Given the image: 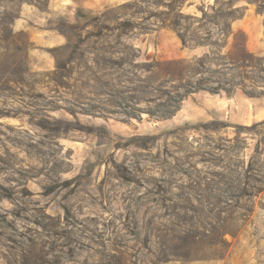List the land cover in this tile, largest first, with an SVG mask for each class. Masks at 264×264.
Here are the masks:
<instances>
[{
  "label": "rangeland",
  "instance_id": "rangeland-1",
  "mask_svg": "<svg viewBox=\"0 0 264 264\" xmlns=\"http://www.w3.org/2000/svg\"><path fill=\"white\" fill-rule=\"evenodd\" d=\"M259 187L264 0H0V264H264Z\"/></svg>",
  "mask_w": 264,
  "mask_h": 264
},
{
  "label": "trees",
  "instance_id": "trees-1",
  "mask_svg": "<svg viewBox=\"0 0 264 264\" xmlns=\"http://www.w3.org/2000/svg\"><path fill=\"white\" fill-rule=\"evenodd\" d=\"M216 16H220L221 18H228L229 20L232 21V23L238 19H240L241 17H243V15L241 16H237V15H233L231 13H229L228 15H219L217 14ZM225 16V17H224ZM208 20L210 22L213 23L212 18H208ZM215 24H219V23H215ZM6 30V29H5ZM4 30V31H5ZM224 34L227 36V38H231L234 36V38L242 32H236L234 31L232 24H228V23H224V29H222ZM7 33H5L3 36L4 41L9 42L11 44H14L16 41V37L14 36V31H10L7 28ZM179 37L183 43V45L185 47H190V48H195L197 46H209L210 48L213 46H216L215 44L213 45L212 43H207L205 39L203 40H198L195 38H189L187 33H184L183 31H180L179 33ZM244 35V33H243ZM227 46V45H226ZM238 50V49H237ZM210 54L214 55V56H220L221 58L227 59L226 61H230V65L229 64H225V63H216L215 58H211V56L209 54H206L204 57L200 58V60H198L200 63L198 64H202V65H208V64H212L215 65L217 67H224L227 70H229V66H234L235 64L240 65V68H251V69H258V66L260 65V58L257 57L255 54L251 53L248 50L247 47V37H245V41H244V45H243V49L240 52H229L226 53L225 55H220V53H216V52H210ZM192 63L197 64V60H193ZM190 64V63H189ZM168 65L170 66V68L166 71V74L169 76H173V77H177V78H182L184 76V74L189 71L191 68H193L192 70L194 71V67H188L187 66V61L186 60H173L168 62ZM190 68V69H189ZM217 69V70H207V73H221V71ZM244 79H250L253 77H245L243 76ZM213 82V81H212ZM216 85L213 86H206V85H202V84H198V86H194L193 89L194 91H189V92H195V90H208L209 92H212L214 94H219L222 92H225L226 94H232L234 92V90H238L241 89L242 91H244L247 95L251 96V97H256V95H254L253 93H249L248 91H246L245 89H243L244 85L242 84H238L235 83L233 81H227L224 80L220 77L217 78L216 81H214ZM258 192H264L263 187H259L257 188ZM234 221L236 222V219H233V223ZM229 229L224 231L225 233H229ZM232 233V232H230ZM222 243H225L224 241H221ZM197 244V242H194V245ZM193 249H189L187 254H191ZM177 256H181V255H177Z\"/></svg>",
  "mask_w": 264,
  "mask_h": 264
}]
</instances>
